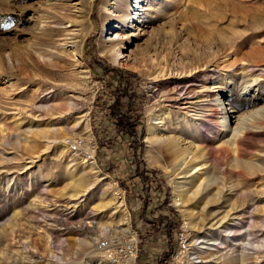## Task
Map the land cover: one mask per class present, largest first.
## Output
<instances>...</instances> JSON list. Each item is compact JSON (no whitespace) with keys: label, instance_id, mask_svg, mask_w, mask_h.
I'll return each instance as SVG.
<instances>
[{"label":"rangeland","instance_id":"374dc122","mask_svg":"<svg viewBox=\"0 0 264 264\" xmlns=\"http://www.w3.org/2000/svg\"><path fill=\"white\" fill-rule=\"evenodd\" d=\"M103 1L93 0L90 21L82 24L83 30L79 27L82 76L66 57H50L45 51L39 55L40 13L48 7L46 0H0V264H173L177 258L176 264H187L184 255L201 246L193 237L203 241L206 232L214 233L217 225L209 226L229 210L224 205L210 207L209 223L200 230L194 218L202 205L188 202L194 214L188 226L174 205L171 181L180 183L187 196L197 186L179 172L187 151L204 159L217 187L222 176L213 168L214 160L229 167L234 154L223 145L228 137L221 129L194 131L197 121L182 120L167 99L183 86L197 92L207 86L210 92L212 83L219 82L227 95L226 112L230 106L238 116L253 110L243 100L257 101L260 93L264 95V82L258 83L260 91L245 92L243 77L250 69L256 73L262 64L264 33L237 39V48H227L224 54L216 35L224 28L243 30L260 19L264 0H210L206 7L199 5L203 0H194L196 7L189 6V0H168L166 12L172 22L155 39L150 30L156 24H143L147 34L140 31L141 36L133 27L117 24L106 31L98 13ZM122 3L138 21L144 19V11H136V0ZM115 34L124 41L134 34L122 49L125 58L120 63L98 50L100 42H109ZM209 64L215 74L199 72L191 84L156 76L162 69L174 75L184 66ZM114 70L122 71L127 81L123 98L131 108L127 134L109 112L119 77ZM71 104L76 108L71 110ZM262 104L259 101L258 107ZM85 113L87 130L79 121ZM243 147L244 160L264 169V133L252 134ZM257 170L232 177L236 195L226 197L229 203L241 194L258 201L263 197L259 191L264 192V182L255 176L262 175ZM129 244L134 253L122 258L119 250Z\"/></svg>","mask_w":264,"mask_h":264},{"label":"bare ground","instance_id":"6f19581e","mask_svg":"<svg viewBox=\"0 0 264 264\" xmlns=\"http://www.w3.org/2000/svg\"><path fill=\"white\" fill-rule=\"evenodd\" d=\"M46 1L49 3L48 7L44 9V12L40 13L42 29L39 41V55L41 54L40 52L45 51V53H49L50 57L58 54L61 55V57H66L71 60L70 62L74 71L84 76L85 69L80 60L81 51H79L83 35L81 29L83 28L82 24L84 22L90 21L89 12L93 0ZM121 1L122 0H104L100 5L98 13L104 26L109 28L106 31L111 30L113 24H117V26L127 29L133 27L135 31L137 30V34L141 36L147 34V31L142 27L143 24L150 26L156 24V28L150 30L155 39L157 35H161L164 32L166 26L171 25L172 21L169 20V15L166 12L170 9L168 0H136V11L139 9L144 11V19L140 21L137 20L136 14H131L132 11L128 9L129 7L127 4L123 5ZM148 1L149 3H147ZM156 1H158V3H156ZM196 1L189 0L188 5L196 7ZM209 1L210 0L200 1L202 4L200 3L199 5L206 7ZM127 2L129 5V1ZM233 8H235V6ZM233 8L231 11L235 10H233ZM158 12L160 14H157ZM161 13L163 14L161 15ZM133 22H136L134 26ZM140 31L142 32L141 35L139 33ZM257 31L264 33V10L260 19H253L251 24L243 30H239L238 28L222 29L216 35V42L224 54L227 48L230 49V51L233 48H237L239 45L236 44L238 42L237 39H242L241 41H243L247 39L246 37H252ZM115 35L116 36L109 42H100L98 50L101 55L108 57L112 62L120 63L123 58H125L122 49L128 45L130 37L134 34L128 35L125 41L120 35ZM262 43L260 53V62L262 64L257 66L259 70H257L256 73L254 70H247L248 75H245L246 78L243 77L245 81L242 87V90L245 92L252 91L255 88H259L260 91L258 83L261 84L260 81L264 82V41ZM190 67L184 66L180 72L174 75L163 72L162 69L158 71L156 76L160 79L174 77L175 79L181 80V82L183 80V83L186 85L193 83L196 78H199L198 76H201H197L199 72L201 74L206 72L210 76L215 74L213 70H209L211 67L210 64L195 68ZM203 71L205 72L202 73ZM200 88L202 91L200 90L197 92L194 89L189 90L186 86H183V88L175 92L176 95L169 97L167 101H170L172 106L178 109L177 111L180 113L182 120L190 122V124L197 121V128L192 125L194 131L198 130L202 133H210L212 130L221 129V135L228 137L223 145L231 148L234 157L229 167H221V162L218 159L214 160L213 168L219 169L220 175L222 176L221 186L219 185L220 187H217V178L212 176L209 172L208 166L204 162V157L201 162L197 160L195 154L187 151L188 153L186 152L183 159H181L182 161L178 164V167H180L179 172H181V174L183 172L188 174L184 178L195 182L197 186L195 185L196 189L192 192L191 196H187L188 192L181 190L182 187L180 183L171 181L174 193L173 203L183 214L184 219L187 221V226L193 223L192 218L194 217V214H192V211L188 208V202H192L195 205H202V210H200L199 214L194 218L195 226L200 230L205 229L206 225L209 223L208 217L211 216L210 207L224 205L229 208V210L227 209L224 211L223 216L209 226L211 229V227L213 228L217 225L214 233L206 232L202 238L204 239L203 241L199 240L198 237L196 238V236L193 237L195 243L200 241L198 244L201 246L196 248L191 247L189 254L184 255L186 259L183 261L187 264H192L194 260H199L196 264H264V192L259 191V195L263 194V197L260 198L261 201H258L257 198H251V194H241L237 197V200L231 203L226 199L228 195H236L233 193L234 187L231 183L232 177L240 178L243 176V172H251L258 169L257 171L261 172L262 175L255 174V176H260V180L264 182V169L262 165L258 167L252 160L248 162L243 158L245 152L243 150L244 141L248 140V137L252 134L264 133V104H262L263 107H258L259 101L264 102V95L260 93L257 101L253 99L243 100V102L247 101V105L253 108V110L246 115L238 116V111L235 110L234 106H230L229 110L227 112L225 111L224 104L227 101H225L227 95L224 92L225 88L219 82L212 83L211 89L213 90L210 92L207 90V86H201ZM203 90H207L209 93H203ZM73 107L76 108V105L71 104L69 106L71 110H73ZM228 114L233 115L229 116ZM79 121L83 128L87 130V113L82 115ZM229 123L232 124V127H229ZM162 133L160 140L165 136V133ZM43 134L47 135L45 132H43ZM166 138L169 139L168 137ZM89 154V160L91 161L90 166H93V152ZM256 202H260V204H256ZM119 205V207H123L122 200H120ZM128 219V216L125 215L122 221L123 225L126 226V231L128 230ZM205 236H209V239ZM85 240H89V237ZM104 247L113 248L111 245H105ZM113 255L115 256V254ZM179 259L180 258H177L173 264H176Z\"/></svg>","mask_w":264,"mask_h":264},{"label":"trees","instance_id":"16d2710c","mask_svg":"<svg viewBox=\"0 0 264 264\" xmlns=\"http://www.w3.org/2000/svg\"><path fill=\"white\" fill-rule=\"evenodd\" d=\"M114 71H116L119 77H117L118 78L117 87H116V92L114 93L115 96H113V102L109 105L110 108L109 112L112 118L114 119V122L116 126L119 128V130L122 131V133L127 134L130 133L129 130L131 126L127 123V120L130 118L129 114L131 112V108L129 104L125 105L123 101L127 86L125 82L127 81L125 77H123L122 71L120 70H114Z\"/></svg>","mask_w":264,"mask_h":264},{"label":"built area","instance_id":"2783aa9c","mask_svg":"<svg viewBox=\"0 0 264 264\" xmlns=\"http://www.w3.org/2000/svg\"><path fill=\"white\" fill-rule=\"evenodd\" d=\"M102 245H104V244H102ZM119 252H121L122 258H124L126 256L131 257L133 255V253H134V247H133V245L129 244V245H126V246L122 247V249L119 250ZM116 256H117V254L115 253V257ZM119 258H121V257L117 256V259H119ZM113 259H115V258H113ZM117 259H115V260H117Z\"/></svg>","mask_w":264,"mask_h":264}]
</instances>
